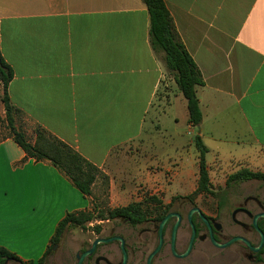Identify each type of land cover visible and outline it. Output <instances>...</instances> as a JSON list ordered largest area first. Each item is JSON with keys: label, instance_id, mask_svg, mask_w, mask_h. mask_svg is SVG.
<instances>
[{"label": "crops", "instance_id": "crops-1", "mask_svg": "<svg viewBox=\"0 0 264 264\" xmlns=\"http://www.w3.org/2000/svg\"><path fill=\"white\" fill-rule=\"evenodd\" d=\"M163 2L202 77L198 126L151 45L142 0H0L10 103L103 174L120 170L128 144L155 149L162 118L212 142L204 147L222 163L264 169V0ZM24 157L11 138L0 142V247L27 263L14 232L57 228L89 201L49 162Z\"/></svg>", "mask_w": 264, "mask_h": 264}, {"label": "rangeland", "instance_id": "rangeland-1", "mask_svg": "<svg viewBox=\"0 0 264 264\" xmlns=\"http://www.w3.org/2000/svg\"><path fill=\"white\" fill-rule=\"evenodd\" d=\"M155 50L161 52L167 78L174 79L173 71L166 66L163 52L159 48ZM12 116L15 129L24 135L28 143L34 144L37 126L26 121L20 113H13ZM4 118L0 102V137L10 135ZM162 119L161 124L167 130L151 137L155 149L147 150L136 144H128L125 148L126 158L118 166V172L103 174L100 171L86 197L88 208L80 211L83 214L77 219H71L74 224L60 229L48 248L44 264H76V254L89 248L95 238H106L111 231L125 240L129 255L143 256L142 261H145L157 245L154 227L158 224L159 216L169 212L185 215L192 208L200 209L206 217L221 225L218 235L225 239L219 242L239 233L240 229L233 224L230 216L240 200L239 190L231 182L242 177L263 180V167L238 161L222 163L207 151L203 154L206 183L201 185L200 153L194 143L196 136L190 137L186 126L174 127L170 118ZM202 144L209 149L214 145L206 140ZM257 193L264 203V186ZM128 206L134 209L129 216L115 213V210ZM193 220L197 218L194 216ZM173 222L174 219H171L164 228L163 247L156 255L154 264H241L226 257L238 254L235 244L216 249L207 238L203 241L196 239L186 258H174L169 250ZM40 225L43 226H33L21 235V230L14 232V241L10 242L12 247L22 251L30 264H39L44 239L53 235L56 228L51 222ZM19 236L23 240L16 241ZM189 237V227L183 221L176 234L175 249L178 254L185 251ZM106 247L114 258L121 256L115 245ZM8 264L17 263L10 261ZM83 264H91V260L85 259Z\"/></svg>", "mask_w": 264, "mask_h": 264}, {"label": "trees", "instance_id": "trees-1", "mask_svg": "<svg viewBox=\"0 0 264 264\" xmlns=\"http://www.w3.org/2000/svg\"><path fill=\"white\" fill-rule=\"evenodd\" d=\"M142 2L146 6L149 16L151 45L154 49L159 48L163 52L166 66L173 71L176 86L186 100L188 123L196 127L201 121V113L195 94L196 87L203 86L200 71L181 43L163 0H142ZM12 77L13 73L11 67L0 54V102L5 116L4 122L10 134L9 136L0 137V142L6 138H11L24 152V161L31 159L34 162H49L62 173L84 197H87L95 178L101 173L100 170L81 157L70 146L39 126H37L35 132L36 140L34 144H30L25 140L24 135L18 132L14 127L12 114L20 112L10 103L8 97L7 89ZM194 143L200 153V184L203 185L206 183L203 154L207 152V149L203 146L198 136L194 138ZM102 177L105 178V176ZM133 212V206L115 210V213L127 216ZM82 214L83 212L80 211L67 213L59 222L50 244L57 238L60 229L64 228L67 224H74L75 222L71 219H77V216H81ZM167 214L159 216L158 224ZM47 251L39 260V264H44ZM5 259L19 264H30L29 262H21L15 255L0 247V264H2Z\"/></svg>", "mask_w": 264, "mask_h": 264}, {"label": "flooded vegetation", "instance_id": "flooded-vegetation-1", "mask_svg": "<svg viewBox=\"0 0 264 264\" xmlns=\"http://www.w3.org/2000/svg\"><path fill=\"white\" fill-rule=\"evenodd\" d=\"M231 184L232 185L235 184L237 186V188L239 190L240 200L235 204V207L233 208L230 216H231V221L233 222L234 225H236L240 229V231L236 235L229 237L226 241L219 242V240L225 239L224 237L222 238V237H219V235H218V233H221V225L204 215L208 220L211 235H212L213 239L218 243H225L232 238H237V240L234 243H232L231 245L235 244L237 246V248L239 250L238 254L236 256H226V257H230L233 260L239 261L241 264H264V203L259 199V195L257 193L264 186V179L263 180H257L255 178L242 177L238 180H233L231 182ZM169 213L179 214L180 215V224L183 221H185L189 227L190 234H191V229H190V226H189L188 220H187V214L188 213L185 215H181L178 212H169ZM194 216L197 218V220H193ZM254 217H257V219L255 220L256 228L254 227V224H253ZM171 219H174V222H173V224H174L176 221V218L173 217ZM171 219H169L168 222ZM191 221H192V224H193L194 230H195V240L196 239L198 240V237H200V236H206V238L209 240V228L204 222H202L200 220V218L197 216V214L192 215ZM168 222L166 223V225L168 224ZM180 224H179V226H180ZM215 224L218 225V228L216 227ZM166 225H165V227H166ZM172 227H173V225H172ZM172 227H171V229H172ZM200 233H202V235H200ZM163 234H164V229H163ZM114 237H120V236L114 235L113 231H111V233H109V235L106 238H95V240L96 239H110V238H114ZM169 238H170V236H169ZM123 241H124V249L126 251V262H125L126 264H147L146 263L147 257L154 249L147 255V257L145 258V261H142L143 256H131L128 254L126 242L124 239H123ZM110 244L115 245L121 254L120 242L118 240H113V241L108 242V243L97 244L92 255L87 257L86 259H90L91 264H121L122 254L119 258L116 259V258H114V256L111 255V253L107 252L106 246L110 245ZM231 245H229V246H231ZM90 247H91V245L89 246V248ZM105 247H106V249H104ZM162 247H163V243H162ZM162 247H161V249H162ZM89 248H87V249H89ZM253 248H258V249L253 250ZM86 250H84V251H86ZM169 250H170V246H169ZM83 252H81V253H83ZM81 253L76 254V256L80 255ZM155 258H157V256H155L152 259L151 264H154L153 262H154ZM8 262H10V260L5 259L2 262V264H8ZM83 262H82V264H83ZM17 264H19V263H17Z\"/></svg>", "mask_w": 264, "mask_h": 264}, {"label": "water", "instance_id": "water-1", "mask_svg": "<svg viewBox=\"0 0 264 264\" xmlns=\"http://www.w3.org/2000/svg\"><path fill=\"white\" fill-rule=\"evenodd\" d=\"M193 214H197V216L200 218V220L208 226V228H209V242L214 248L224 249L237 240V238H232L225 243L216 242L211 235L210 227H209L207 218L204 216V214L201 212L200 209L192 208L191 210H189V212L187 214L188 224H189L190 229H191V234H190V237L188 240V244H187L185 251L181 254H178L175 250V243H176L177 230H178V227L180 224V215L176 214V213H169L159 222L158 225L155 226V230L157 233V245L154 248V250L148 255L147 260H146L147 264H151L152 259L160 252L161 247H162V243H163V229H164L166 223L168 222V220L173 218V217L176 218V221L173 224V227H172L171 232H170V238H169L170 252H171L172 256H174L177 259H184L189 255V253L193 247L194 241H195V230H194V226H193L192 221H191V217ZM256 219H257V217H254L253 224H254L255 228H256V226H255V220ZM215 225L218 228V225L217 224H215ZM205 238H206V236H200V237H198V240L203 241ZM113 240H118L120 242V250H121V254H122L121 264H126L125 263L126 262V251L124 249V241L120 237H114V238H110V239H96V240H94L91 243V247L89 249H87L86 251H84L80 255L76 256V264H82L84 259L91 256L92 253L94 252L97 244L108 243V242H111ZM257 249L258 248H253V250H257Z\"/></svg>", "mask_w": 264, "mask_h": 264}]
</instances>
